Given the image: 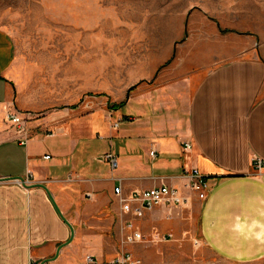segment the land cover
I'll list each match as a JSON object with an SVG mask.
<instances>
[{
    "label": "crops",
    "instance_id": "0c3cea01",
    "mask_svg": "<svg viewBox=\"0 0 264 264\" xmlns=\"http://www.w3.org/2000/svg\"><path fill=\"white\" fill-rule=\"evenodd\" d=\"M193 30L187 69L157 75L172 44L111 100L107 82L80 99L76 86L68 92L55 62L24 57L0 28V264L107 263L127 251L128 222L150 243H192L197 264H264V168L253 166L264 160V55L223 59L216 26ZM200 71L179 134L163 100ZM194 175L209 183L205 199L189 188ZM163 185L188 204L132 218L115 195Z\"/></svg>",
    "mask_w": 264,
    "mask_h": 264
},
{
    "label": "rangeland",
    "instance_id": "374dc122",
    "mask_svg": "<svg viewBox=\"0 0 264 264\" xmlns=\"http://www.w3.org/2000/svg\"><path fill=\"white\" fill-rule=\"evenodd\" d=\"M210 24L221 34L227 52L223 59L243 57L250 50L264 55V0H0V28L13 37L24 57L55 62L60 72L56 82L67 84L68 92L76 86L79 99L101 92L103 82L111 100L120 98L135 78L148 77L152 59L172 44L174 55L157 75L187 69L182 62L192 54L182 51L183 44L200 37L195 27ZM203 75L189 74L163 100L179 134L187 133L189 99ZM125 245L141 264L198 260L187 258L197 250L192 243L144 239Z\"/></svg>",
    "mask_w": 264,
    "mask_h": 264
},
{
    "label": "built area",
    "instance_id": "2783aa9c",
    "mask_svg": "<svg viewBox=\"0 0 264 264\" xmlns=\"http://www.w3.org/2000/svg\"><path fill=\"white\" fill-rule=\"evenodd\" d=\"M8 120L12 126L17 128L18 133L25 132L26 124L25 120L18 115H9ZM191 149L190 144H185V150ZM155 151L151 152L154 155ZM105 159L111 162L112 167H116V159L113 154H106ZM253 166L256 170L260 171L264 168V160L258 157L253 159ZM189 188L193 191L199 192L200 199H205L207 191L210 186L206 179L200 176H191V182ZM115 195L119 200L122 211L125 215H129L132 218H139L158 206H186L188 204V198L181 195L176 189L163 185L159 187H153L143 191H137L129 195H125L121 187L115 189ZM126 227L131 231L126 236L124 244H137L144 240L143 235L134 229L132 222H128ZM84 264H141V261L133 256L129 251L122 252L119 256L107 263H98L93 257L86 258Z\"/></svg>",
    "mask_w": 264,
    "mask_h": 264
},
{
    "label": "water",
    "instance_id": "95a60500",
    "mask_svg": "<svg viewBox=\"0 0 264 264\" xmlns=\"http://www.w3.org/2000/svg\"><path fill=\"white\" fill-rule=\"evenodd\" d=\"M52 260H46V261H44L42 264H47V263H49V262H51Z\"/></svg>",
    "mask_w": 264,
    "mask_h": 264
},
{
    "label": "trees",
    "instance_id": "16d2710c",
    "mask_svg": "<svg viewBox=\"0 0 264 264\" xmlns=\"http://www.w3.org/2000/svg\"><path fill=\"white\" fill-rule=\"evenodd\" d=\"M222 33H226L227 31L226 30H223V31H221Z\"/></svg>",
    "mask_w": 264,
    "mask_h": 264
}]
</instances>
